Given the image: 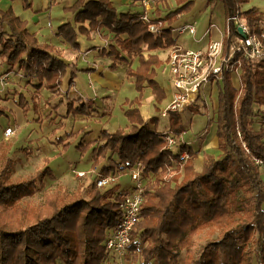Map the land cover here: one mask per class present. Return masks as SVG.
I'll return each mask as SVG.
<instances>
[{
	"label": "trees",
	"instance_id": "trees-1",
	"mask_svg": "<svg viewBox=\"0 0 264 264\" xmlns=\"http://www.w3.org/2000/svg\"><path fill=\"white\" fill-rule=\"evenodd\" d=\"M175 1L177 7L163 13L166 24L156 33L139 18L140 12H118L111 0H74L63 8L72 19L59 24L55 34L77 49L78 32L107 29L111 42L99 54L110 58L111 70L126 65L125 74L133 78L138 91L133 100H125L128 107L123 113L128 124L114 131L101 129L96 138L85 143L81 139L75 146L80 155L91 152L90 167L98 168L103 176L134 167L139 170L143 201L140 218L130 232L126 264H264V180L254 161L264 160V127L253 128L255 116L261 113L254 111V105L264 111V60L252 62L237 54L224 69L215 101L217 150L222 156L203 151L199 170L193 164V156L199 151L179 139L185 131L179 114H170L168 128L157 131V117L146 121L140 112L145 87L156 102L164 96L156 79L163 61L155 51L176 43L172 28L194 3ZM216 1L222 3L225 24L238 14L252 31L262 29L264 21L255 7L241 10L248 0ZM161 2L163 9L167 2ZM157 14L161 15L159 9ZM85 21L88 28L82 25ZM26 24L12 7L0 10V60L10 66L9 71L16 66L34 85L33 94L27 97L19 92L15 103L26 112L24 105L30 102L35 111L37 92L43 89L48 93L47 103L54 98L68 99L59 100L49 111L65 107L66 115H86L90 106L81 97L69 99L67 90L78 72L89 68L66 62L59 48L40 43ZM228 42L223 37L225 52ZM134 58L138 61L135 67ZM236 70L238 76L234 77ZM199 99L187 109L198 113ZM6 109L0 105V117ZM164 131L176 138L175 151L166 148ZM58 141L62 143L60 138ZM61 145L60 151L69 143ZM177 149H185L190 155L183 166L178 164ZM100 159L104 163L100 164ZM43 160L41 169L14 181V158L6 143L0 141V264H107L103 242L120 220L118 201L129 188L120 189L115 184L100 189L93 180L84 196L83 186L69 193L57 185L44 194L40 204L24 206L23 198L43 186L45 177L55 178L48 164L50 158ZM205 229L217 230L218 235L208 238L193 254V237ZM253 233L255 248L249 242ZM182 251L186 257L180 262Z\"/></svg>",
	"mask_w": 264,
	"mask_h": 264
},
{
	"label": "rangeland",
	"instance_id": "rangeland-1",
	"mask_svg": "<svg viewBox=\"0 0 264 264\" xmlns=\"http://www.w3.org/2000/svg\"><path fill=\"white\" fill-rule=\"evenodd\" d=\"M11 1H14V6L12 8L14 13L21 15V17L27 18L30 22H33L30 19V15L35 13V10L41 11L44 10L45 7H50L48 8L50 13L42 16L39 19V22L34 24L35 27H33L38 31L39 41L47 39V36L50 37V34L53 33L54 28L60 22V20L69 17L71 14H69V12H67L65 9H63L64 7H62L66 1L70 0H60V4L53 3V5L50 3V0ZM166 2L167 6L163 9V13L174 10L177 7L175 0H166ZM252 7H255L259 11L264 21V0H248L241 5V10H247ZM186 18H188V21H196L195 38L200 37L201 32L208 27L209 23H212V26L210 33L205 36V38H222L225 19L223 15L222 3L220 1L194 0L192 9L183 13L182 16L176 20V23L185 22ZM262 26L264 27V23ZM190 38H192V36L186 34L184 36H180L178 40L180 41L185 39V42L187 45H189L188 47L192 48L194 43H190ZM79 63L83 65L84 62L80 61ZM162 69L163 66H159L156 70V79L160 83V86L164 83L166 73ZM12 71L15 73V75H17L16 82L8 80L7 77H4L5 71L0 70V77L4 78L3 83L0 81V100L12 99L16 101L19 92H24L27 97L28 93L33 94L34 92L32 88L34 85L31 83L30 79L23 76L16 66L12 69ZM113 71H115L117 76H119L121 79L123 78V65L117 67ZM237 76L238 71L236 70L234 77ZM74 79L75 82L71 88L73 90L80 91L82 94L88 93V88L85 87V82H89L87 73L78 72V75H76ZM32 82H35L36 84L35 80ZM236 82L237 79H235V83ZM14 83H17V86H12ZM115 85L114 96L111 102L107 103L106 107L109 112H104L99 115V110L91 108L86 115L73 116L65 114V107H61L58 110L54 109L53 111H49L54 107L51 106V103H43V100L41 104L39 103L40 98L42 97L41 92L39 91L37 92L36 96L37 104L34 111V122L32 127L29 130L22 132V129L18 130V127L15 126L13 121L7 123L6 126H11L14 130L7 138L3 135L2 131L0 135V141L3 140L6 143L7 148L15 161L12 179L14 181H19L28 178L35 171L45 166V163L43 162V158L45 157L50 158L48 164L56 177L54 179L45 177L43 186H38L33 195L23 198L22 203L24 206L28 207L40 204L43 201L44 194L53 190L57 185H61L69 193H72L78 186H83V194L86 196V192L90 188V183L95 180L94 173L89 171L94 169L90 167L91 152L87 151L85 154L80 155V152L75 145L78 141L80 142L81 139V142L85 143L90 139L96 138L100 132L98 130L102 128L106 127V129L114 131L116 128L123 127L128 124L123 113V109L128 107L126 106L128 104L125 102V100L131 101L138 96V91L136 90L133 81H130L129 79L126 80L124 78L122 82ZM206 87L207 86H205L204 90L201 92V101H198L199 112L194 113L193 111H190V109H186L184 112L179 114L182 124L185 128V131L182 133L179 139L188 143L194 151H199L198 154L201 156L202 152L205 151L202 149V145H209L208 143L210 139H212L209 138L211 137L210 134L213 135L215 133L214 130L210 128L213 127V123L215 121V101L217 90L214 85H211L210 91L207 94ZM149 90L150 89L148 87L143 89L139 109L144 119L146 117L150 119L151 117L156 116L157 118L155 120L154 126L157 131H161L168 128V117L160 116L158 114L157 104L161 101L156 102L154 100V105L150 102L149 106L145 104L148 98H151V90ZM43 93L44 95L47 94L45 91ZM143 99L145 103H142ZM24 106L26 111L31 110L30 102L29 105L26 104ZM260 110L261 113H258L254 118V130H257L260 124H263L264 127V111L259 109L258 105L255 104L254 111L256 112ZM104 115L108 117L103 118ZM2 116L4 117V115ZM4 119L5 118H3V120ZM81 121L85 122V124L90 127V129L94 132L93 135L88 136L90 131L85 132L83 128L77 134H72V132H74V128L82 123ZM57 129L60 131L59 134H55ZM69 132H71L70 135H68ZM58 138H60L62 143H69V146L66 150L60 151L62 143H59ZM173 151H175V148H173ZM208 153L213 154L215 157L222 156V153L218 151L215 146L213 150H209ZM100 161L104 162V160L101 159ZM199 162V158L195 157L193 160L194 168L195 166H198L199 168L201 167ZM78 171H84L85 175L77 176L76 173ZM262 178L264 180V172L262 173ZM114 182H117L116 184L120 185V189L124 187L129 188L135 185V181L131 179L130 175H123ZM217 235L218 231L212 229H205L200 233L195 234L193 237L191 252L196 254L199 251L200 246L208 238H214ZM255 238L256 235L253 233L249 241L251 248H255ZM185 257L186 254L184 251H182L179 256V261L182 262Z\"/></svg>",
	"mask_w": 264,
	"mask_h": 264
},
{
	"label": "built area",
	"instance_id": "built-area-1",
	"mask_svg": "<svg viewBox=\"0 0 264 264\" xmlns=\"http://www.w3.org/2000/svg\"><path fill=\"white\" fill-rule=\"evenodd\" d=\"M161 0H139L141 11L139 18L144 21L151 32L156 33L164 27L166 21L163 19V9ZM158 9L161 15L157 14ZM212 23L204 29L203 36L210 33ZM241 29L242 35L238 32ZM259 33L250 29V26L243 21L238 14L231 16L227 24L224 25L222 38H205L196 47H184L179 42L166 47L163 57V71L165 80L161 88L164 96L157 104L160 116L170 114H180L189 106L194 104L205 86L222 85V74L225 68L229 67L235 55L252 62L264 60V27L261 26ZM172 32L177 39L186 34L194 36L196 34V23L185 22L174 25ZM223 37L229 39L227 51L223 44ZM239 63V61H237ZM3 83L4 78H0ZM13 128L7 126L3 130V135L7 138ZM166 148L176 150L177 140L169 132L164 131ZM178 150V164L183 166L190 155L187 150ZM255 164L259 170L264 172V160L255 158ZM95 175V184L98 188H113L114 182L123 175H130L135 181L134 187H129L118 201L121 217L116 227L108 233L103 242V250L107 264H126L128 245L130 243V232L140 218L141 203L143 201L142 190L138 182L139 170L137 167L123 170L105 176L99 173L98 168L89 170ZM77 176H84V171H78Z\"/></svg>",
	"mask_w": 264,
	"mask_h": 264
},
{
	"label": "crops",
	"instance_id": "crops-1",
	"mask_svg": "<svg viewBox=\"0 0 264 264\" xmlns=\"http://www.w3.org/2000/svg\"><path fill=\"white\" fill-rule=\"evenodd\" d=\"M73 1L74 0L66 1V3L63 4L62 7L70 6L73 3ZM111 1H112V4L115 6V8L117 9L118 12H127V11L132 12L133 11V12L138 13V12H140V9H141L140 4H139V0H124V1L123 0H111ZM59 2H60V0H50V3L52 5H53V3L54 4L55 3L60 4ZM13 6H14V1L0 0V9L1 10H6L8 7L13 8ZM48 8H50V7L49 6L47 8L45 7L44 10H41V11L35 10V13L30 15L31 16L30 19L33 22H30L27 18L21 17V15L18 14V16L21 19L26 20V22H27L26 27H27L28 31L35 33V36H36L38 41H39L38 31L33 27H35L34 24L38 23L39 19L42 16L50 13V10ZM181 16L182 15H180L178 17V19ZM71 19H72V14H70L69 17L61 19L60 22L56 25V27L63 22L70 21ZM185 22H189V23L195 22L196 23L195 20L188 21V18H186ZM185 22H180V23L175 22V25L185 23ZM78 25H79V23H77L75 26L77 27ZM82 25L84 27L88 28V21H85ZM56 27L54 28L53 33L50 34V37L47 36V39L39 41V42L40 43L51 42L49 44H53L54 46H56L57 48H59L61 50L62 58L66 62L75 63L77 68H89L88 71H85L87 73V77H89V82H87V81L85 82V87L88 88V93L82 94L80 91L73 90L70 87L67 90L68 98L71 99L72 97H81V100L86 105L90 106V109L93 108L95 110H99V112H100L99 115L104 113V112H109V110L106 107H107V103H110L113 96H114V88L116 86L115 84L122 82L124 80V78L126 80L129 79L130 81H133V78L127 77L125 74L126 65L121 64V65H123V78L121 79L119 76H117L115 71L108 68V65L111 61L110 58L107 56H102L99 54V51L106 48L107 45L111 42L110 38L112 37V34L109 33L108 30L105 28H102L99 31H92L91 30L86 34L78 32L77 36H76V42H77L78 46H77V49H73L60 36H57L55 34ZM203 32H204V30L201 32V35L198 38H195L196 34L192 38H190L191 39L190 43H192V42L194 43L193 47L198 46L200 43H202L204 41L205 37L203 36ZM102 35H107V38H103ZM209 38H211V37H209ZM176 42H179L184 47L189 46L185 42V39L180 40V41L177 39ZM155 52L159 55V57L163 61V57L166 53V49L165 48L157 49ZM80 61L84 62L83 65H81L79 63ZM137 63H138L137 58H134L132 60V66L135 67L137 65ZM121 65H119V66H121ZM9 69H10V66L8 64L1 62L0 70L5 71L4 77H7L8 80H10V81L16 82L17 75H15V73L12 70L9 71ZM67 77H68V74H66L63 78L64 79V82L62 84L63 88H66ZM0 78H2V77H0ZM74 82H75V79H74ZM74 82H73V84H74ZM12 86H17V83L12 84ZM206 88H207L206 92L208 94L210 91L211 85L207 86ZM44 91L45 90H43V89L40 90L41 95H42V97L40 98V101H39L40 104H41L42 100H43V103L46 102V98L48 97V93L45 91V93H47V94L44 95V93H43ZM89 96H91V97H89ZM61 99L63 102L68 101V99L66 100L65 97H63ZM61 99L60 98H54V99L50 100L49 102L51 103L52 107H55L57 105V102ZM150 102L153 105L155 103L152 95H151V98L150 97L148 98L146 103H145L144 99L142 100V103H145L147 106H149ZM0 104L7 108L4 117L3 116L0 117V135L3 131V128L7 127L6 125L10 121H13L15 123V126L18 127V130L22 129L21 130L22 132L29 130L32 127V124L34 122L33 121L34 111H32V109L24 112V109L19 107L15 103V100H12V99H8V100H2L1 99ZM126 106H128V105H126ZM142 106H143V104H142ZM124 107H125V105H124ZM105 117H108V116L104 115L103 118H105ZM166 117H168V116H166ZM3 118H5V119L3 120ZM145 119H146V121H149L148 117H146ZM81 122L82 123H80L79 125H77L75 127L76 129L74 128V131L77 129L83 128L85 132L90 131L88 136L93 135L94 132L90 129V127H88L85 124V122H83V121H81ZM102 129H104V128H102ZM105 129H106V127H105ZM210 129L214 130V132L216 131L215 121L213 123V127H211ZM100 130H98V131H100ZM59 133H60V131H58V129H57L55 134H59ZM210 136L212 139H210V141L208 143L209 145H207V144L202 145L203 146L202 149L207 151V152H209V150H213L214 146L217 149L216 134L215 133L213 135L210 134ZM195 157L199 158V160H200L199 165L201 166L202 156L197 153L193 156V160ZM100 162H102V161H100ZM102 163H104V162H102ZM102 163H100V164H102ZM195 168L198 170L200 169L198 166H195Z\"/></svg>",
	"mask_w": 264,
	"mask_h": 264
},
{
	"label": "water",
	"instance_id": "water-1",
	"mask_svg": "<svg viewBox=\"0 0 264 264\" xmlns=\"http://www.w3.org/2000/svg\"><path fill=\"white\" fill-rule=\"evenodd\" d=\"M238 32H239V33L242 35V31H241V29H240V28L238 29Z\"/></svg>",
	"mask_w": 264,
	"mask_h": 264
},
{
	"label": "bare ground",
	"instance_id": "bare-ground-1",
	"mask_svg": "<svg viewBox=\"0 0 264 264\" xmlns=\"http://www.w3.org/2000/svg\"><path fill=\"white\" fill-rule=\"evenodd\" d=\"M209 138H211V137H209Z\"/></svg>",
	"mask_w": 264,
	"mask_h": 264
}]
</instances>
